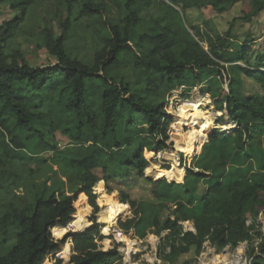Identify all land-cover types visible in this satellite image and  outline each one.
I'll use <instances>...</instances> for the list:
<instances>
[{"label":"trees","instance_id":"trees-1","mask_svg":"<svg viewBox=\"0 0 264 264\" xmlns=\"http://www.w3.org/2000/svg\"><path fill=\"white\" fill-rule=\"evenodd\" d=\"M36 3L0 0V10L9 5L21 12L0 26V162L22 170L45 151L53 152L59 169L39 183L27 175L23 180L0 177V202L23 188L22 195L11 196L22 199L12 200L0 216V264H122L119 244L109 250L100 244L111 238L102 234L110 224L95 187L101 182L112 193L111 183L129 181L134 174L151 181L146 170L168 147L170 125L174 128L170 98L176 90L191 92L199 85L228 111L236 127L227 132L192 127L206 133L202 150L183 175L171 164L163 167L154 181L153 201L131 199L121 191V203L134 216L120 221L119 228L141 240L168 232L172 262L191 251L201 254L206 242L222 250L260 238L256 258L263 263L254 264H264V236L256 228L264 213V179L223 199L226 171L217 165L214 177L219 180L193 213L194 190L188 184L191 178L213 176L205 169L197 172L212 143L236 135L244 151L246 137L264 134V34L243 37L236 30L264 11V0H116L124 10L116 20L108 19L106 3L84 1L76 17L70 9L73 17L61 22V34L45 31L43 45L57 59L46 67H32L24 57L7 54L4 46ZM237 4L240 15L225 32L211 19L193 26L186 18L191 9L211 7L223 14ZM153 7L157 13L146 24L144 12ZM77 17L103 18L107 34L91 64L71 57L67 49ZM127 70L134 81L127 79ZM245 77L260 91L247 95ZM57 132L70 141L63 150L52 140ZM186 221L193 222L192 230H184L181 222Z\"/></svg>","mask_w":264,"mask_h":264},{"label":"rangeland","instance_id":"rangeland-1","mask_svg":"<svg viewBox=\"0 0 264 264\" xmlns=\"http://www.w3.org/2000/svg\"><path fill=\"white\" fill-rule=\"evenodd\" d=\"M68 1L70 0H37L36 5L29 12L16 37L10 39L4 44L6 53L11 56L18 55L24 57L32 67H46L56 64V57L43 45L44 33L46 30H53L55 35L61 34V22L67 19L69 14L73 17V14L70 13V9L74 11V16L76 17L80 10L81 3L88 0H71L72 2L70 5ZM92 1L107 4L109 10L108 19L116 20L123 15L124 10L121 4L116 3V0ZM149 12H144L146 24H148V18L151 14L157 13V8L153 7ZM20 13L21 12L18 10H12L9 5H3L0 10V26L4 25V23L9 20H12L16 15H20ZM238 15H240V4L234 5L231 10L223 14H217L211 7H206L201 11L191 9L187 11L186 18L193 26H199L202 24L203 20L211 19L221 32H225L228 30L231 20ZM236 27L238 34L243 37L247 34L250 36H261L264 34V17L262 19H254L251 23H239ZM106 34L107 32L104 29L103 18L77 17L67 39V49L69 54L71 57L81 60L84 63L91 64L95 53L102 46L103 38ZM204 47L207 49L206 45H204ZM126 75L129 81H134L133 74L130 70H127ZM244 81L245 92L247 95H252L260 91L259 85L251 79L245 77ZM202 88L203 85H199L194 89H197L196 92L194 90L191 92L183 91L184 94L180 96L178 92L179 90H176L170 98L168 113L173 116V121L175 123L177 118L174 112L178 111L184 102L188 103L189 99H195L198 97L200 98L199 101L202 104L201 107L203 109L214 112L215 122L213 125H206L205 117H201L196 122L185 121L182 123V131L186 132L192 127H198L204 132H211L214 129L219 130L220 132H227L221 128V125L225 123L226 120H229L231 128L236 124L229 119L230 116L227 110H221L222 105L217 103V99L215 100L210 97L209 94L202 93ZM199 92L204 96L209 97L212 102L210 101L207 105H204L206 103L203 101V97L198 96ZM199 123H201L202 127L197 126ZM175 131V128H172L171 124L169 128L170 139L167 142L168 147L163 153L155 155L153 158L151 166L154 171H156V174L150 175L147 172V174L145 173V176L150 178L151 181H147L144 177L134 174L129 181L111 183V186L115 188V191L112 193H108L106 184H104L105 190L102 191L96 185L95 190L98 194L99 200L104 203L105 208L106 205L108 207L107 199L110 195L115 197V202L118 205H123L121 203V191L126 192L131 199L153 201L154 198L152 193L156 187L154 184V181L156 180L155 178H159L163 174L162 169L167 164H171L178 168L180 174L183 175L184 167H189L191 165V161L195 156L196 151L198 149L202 150L204 143H201L199 145L200 148L196 149L193 154H189L185 150L180 149L178 145H176V142L173 141L172 133ZM245 139L246 142L243 147L244 151L240 150L238 146V137L236 135H231L226 140H220L210 145L203 169L197 170L204 171L205 169L208 174H213V176L205 179L191 178L188 181L189 186L194 190L195 196V203L194 206L189 209L190 212L193 213L201 210L202 198L206 190L219 180L214 177V168L217 165H220V167L226 171L223 178V199L229 198L234 189L243 190L258 183L261 179H264V134L257 131L252 138L246 137ZM52 140L54 144H57L58 150H63L70 144L69 139L60 132H57ZM174 154H176V156H174ZM52 155L53 152L43 151L37 155L35 161L25 164L22 170H19L17 167L10 168L0 162V177L4 175L14 179L18 178L19 180H23L24 176L27 175L31 177L33 181L36 179V182L39 183L41 179L50 176V174H54V172L59 169V165L53 161ZM43 159H45L44 162ZM101 187H103L102 183ZM22 192L23 188H19L16 189L13 195H22ZM13 195H6V201L0 202V216L3 214V210L11 206L10 202L16 199L11 197ZM19 199H22V196H19L16 200ZM128 207L129 214L127 213L116 224H110V229L107 232L105 231V227L102 228V234L110 236L111 238H107L100 242L104 250L112 249L116 244H119V251L123 255L122 264H254L256 261L258 263H263L256 258L260 255L258 251L259 244L261 243L260 238H255L251 242H242L237 247L230 245L222 250H218L209 242H206L201 254L196 255L194 251H191L188 254L181 255L176 261L172 262L168 257L171 248L169 244L165 242L168 232H162L160 235L149 234L145 239L141 240L135 237L133 232L125 234L119 228L118 224L120 221H125L134 216L130 206ZM174 209L175 207L173 210ZM100 213L98 214L99 221L106 225L103 223V217V222L101 221ZM163 215H168V211H165ZM90 216H92L91 212H89L87 217L90 219ZM171 217L173 216L171 215ZM181 223L184 230H192V221ZM248 223L252 224L251 218L248 220ZM256 223V228L262 232L264 236V213L260 214ZM106 241L109 242L107 243ZM253 249H255L254 252H252Z\"/></svg>","mask_w":264,"mask_h":264},{"label":"bare ground","instance_id":"bare-ground-1","mask_svg":"<svg viewBox=\"0 0 264 264\" xmlns=\"http://www.w3.org/2000/svg\"><path fill=\"white\" fill-rule=\"evenodd\" d=\"M195 92L197 91L194 90ZM200 98L196 97L195 99H189L188 103L184 102L178 111H175L176 122L173 123L175 132L172 133V139L176 142V145L180 149L185 150L189 154H193L196 149L199 148V145L203 142L206 134L203 133L202 130L196 128H190L188 131H182V123L185 121L188 122H196L201 117H205L206 125H213L215 122V114L211 110H205L201 106ZM203 101L207 104L210 102V98L203 96ZM173 112V111H172ZM173 114V113H172ZM221 128L226 131L231 128V124L229 120H226L225 123L221 125ZM176 156V154H174ZM146 172L150 175L156 174L152 166H149ZM97 186L102 191L101 182L97 184ZM108 207L104 211V220L109 224H116L119 220H121L129 211V205H118L115 202V197L110 195L107 199ZM129 214V213H128ZM134 263V262H133Z\"/></svg>","mask_w":264,"mask_h":264},{"label":"crops","instance_id":"crops-1","mask_svg":"<svg viewBox=\"0 0 264 264\" xmlns=\"http://www.w3.org/2000/svg\"><path fill=\"white\" fill-rule=\"evenodd\" d=\"M264 17V11L261 12V14L256 19H262Z\"/></svg>","mask_w":264,"mask_h":264},{"label":"built area","instance_id":"built-area-1","mask_svg":"<svg viewBox=\"0 0 264 264\" xmlns=\"http://www.w3.org/2000/svg\"><path fill=\"white\" fill-rule=\"evenodd\" d=\"M178 92H179V96L182 95V94H184L183 91H180L179 90ZM204 105H207V104H204Z\"/></svg>","mask_w":264,"mask_h":264},{"label":"water","instance_id":"water-1","mask_svg":"<svg viewBox=\"0 0 264 264\" xmlns=\"http://www.w3.org/2000/svg\"><path fill=\"white\" fill-rule=\"evenodd\" d=\"M197 172H201L200 170H197ZM193 231H195V230H193Z\"/></svg>","mask_w":264,"mask_h":264}]
</instances>
